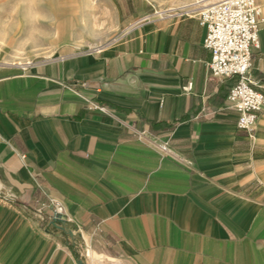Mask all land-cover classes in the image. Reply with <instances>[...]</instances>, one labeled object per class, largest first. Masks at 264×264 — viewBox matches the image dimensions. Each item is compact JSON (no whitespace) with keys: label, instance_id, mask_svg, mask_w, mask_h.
I'll return each instance as SVG.
<instances>
[{"label":"crops","instance_id":"crops-1","mask_svg":"<svg viewBox=\"0 0 264 264\" xmlns=\"http://www.w3.org/2000/svg\"><path fill=\"white\" fill-rule=\"evenodd\" d=\"M81 1L46 0L39 60L0 38V264H264V110L237 127L203 0H98L105 39ZM258 39L264 93V4Z\"/></svg>","mask_w":264,"mask_h":264},{"label":"built area","instance_id":"built-area-1","mask_svg":"<svg viewBox=\"0 0 264 264\" xmlns=\"http://www.w3.org/2000/svg\"><path fill=\"white\" fill-rule=\"evenodd\" d=\"M262 3L256 0H220L201 8L199 18L207 31L203 44L211 52L208 67L210 73L221 78H232L234 82L227 94V104L238 113L237 127L251 130L264 110V93L254 87L251 75V49L258 46V30ZM160 13V10H154ZM189 82L187 88H190ZM91 105L104 109L93 101ZM142 136L145 135L142 133ZM147 140L162 152H169L167 142ZM52 210V223L67 219L62 201L50 197L44 205ZM36 212L45 218L43 206ZM90 258L89 253L84 254Z\"/></svg>","mask_w":264,"mask_h":264},{"label":"rangeland","instance_id":"rangeland-1","mask_svg":"<svg viewBox=\"0 0 264 264\" xmlns=\"http://www.w3.org/2000/svg\"><path fill=\"white\" fill-rule=\"evenodd\" d=\"M163 4H179L194 0H156ZM212 0H203L204 6L211 4ZM79 3H75L78 6ZM81 23L89 28V23L95 25V30L88 34L91 38L109 36L106 31L107 17L105 8L99 6L98 0L81 1ZM46 0H0V38L3 47L7 49L20 48L32 61L39 60L40 50L35 44H42V40L50 37L52 26ZM69 9V8H68ZM64 10V19L71 18L74 14L69 9ZM84 9V10H83ZM60 17L56 18L59 19ZM102 39V40H103ZM2 47V46H1ZM40 53V54H38ZM2 60V58H0Z\"/></svg>","mask_w":264,"mask_h":264},{"label":"bare ground","instance_id":"bare-ground-1","mask_svg":"<svg viewBox=\"0 0 264 264\" xmlns=\"http://www.w3.org/2000/svg\"><path fill=\"white\" fill-rule=\"evenodd\" d=\"M218 1H220V0H217V1H215V2H218ZM215 2H212V3H215Z\"/></svg>","mask_w":264,"mask_h":264},{"label":"water","instance_id":"water-1","mask_svg":"<svg viewBox=\"0 0 264 264\" xmlns=\"http://www.w3.org/2000/svg\"><path fill=\"white\" fill-rule=\"evenodd\" d=\"M83 264V263H82Z\"/></svg>","mask_w":264,"mask_h":264}]
</instances>
